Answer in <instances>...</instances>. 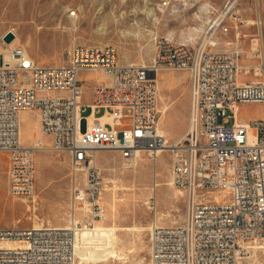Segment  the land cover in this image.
<instances>
[{"label":"built area","instance_id":"1","mask_svg":"<svg viewBox=\"0 0 264 264\" xmlns=\"http://www.w3.org/2000/svg\"><path fill=\"white\" fill-rule=\"evenodd\" d=\"M230 1L207 33L229 31ZM254 40L249 55L244 46L220 50L160 36L144 63L120 62L113 44H77L63 64H40L22 45L0 55V153L9 158V193L34 198L36 152L45 137L52 150L68 154L71 180L68 224L0 227V264H77L76 229L107 213L98 152L116 150L134 162L139 151L154 159L162 149L171 153V177L186 209L180 223L151 226L150 264H264V118H239L241 103H264V50ZM161 70L188 73V128L177 140L169 141L160 124ZM83 71L105 78L91 84L86 102ZM242 72L258 78L241 79ZM84 106L91 108L86 116ZM25 110L39 113L41 137L32 144L21 138ZM8 239L21 244L9 247Z\"/></svg>","mask_w":264,"mask_h":264},{"label":"rangeland","instance_id":"2","mask_svg":"<svg viewBox=\"0 0 264 264\" xmlns=\"http://www.w3.org/2000/svg\"><path fill=\"white\" fill-rule=\"evenodd\" d=\"M189 1L193 4L181 6L180 15L176 16L173 15V9L181 5L182 0H0V55H3L2 48L11 47L7 46L3 35L9 30H14L20 37V42L15 45L26 46L40 64L67 63L68 51L77 44H113L118 50L120 62L143 63L141 62L143 59L151 61L157 37L168 38V32L173 31L174 38L171 40L180 42L182 29L202 22L200 17L195 16L201 2L210 1L214 7L210 15L215 16L224 8L227 0ZM143 3L153 8L159 17L157 21L146 18V14L141 11ZM236 5L237 13L230 12L226 17L229 31L217 34L220 42L212 48L232 50L237 46H244L250 51L251 42L258 38L257 44H262L264 50V0H238ZM161 6H164V11L159 9ZM74 11L77 14L73 15ZM135 22L142 27L139 36L127 33ZM98 28L100 30H97ZM148 29H153L156 34L150 36ZM240 32L243 38L238 41L237 33ZM203 35L200 33L197 41L190 44H200ZM150 42L152 48L148 51L147 45ZM242 61L258 65L260 60L243 58ZM81 75L83 84L86 85L84 95L86 102L90 97L91 83L96 79L105 78L102 72L83 71ZM157 76L166 92L169 91L168 87H172L170 92L173 96L167 98L164 94L162 103L168 107V111L164 122L161 123L162 129L169 132L171 141L181 137L188 128L190 109L188 73L185 70H161ZM240 78L249 80L258 77L253 73L242 72ZM90 112L91 108L84 106L83 115L86 116ZM102 112L103 109L98 114ZM239 118L243 121L264 118V103H241ZM86 123L87 120L84 119L82 129L86 128ZM22 124L24 142L30 143L32 139L41 137L36 110L23 113ZM48 138L43 139L46 144H50ZM157 158L155 160L149 153H143V159L134 167L133 162L125 160L119 151L98 152V163L105 175L103 192L107 212L105 224L122 227L139 225L145 226L146 229L141 232L136 229L78 231L80 234L77 249L90 256L89 263L150 264L149 236L153 223L167 225L182 222L186 209L185 196L179 192L177 186L155 185L156 182H167L172 179L171 153L166 151L163 158L159 156ZM47 162H51V167L48 173H45L38 165L42 166ZM8 170V155L1 152L0 227L24 228L42 222L55 226L68 224L71 180L67 153L56 152L51 148L37 150L34 198H17L9 193ZM114 237L118 239L117 243H113ZM113 245L127 253V258L119 259L103 253L105 248ZM94 256H97V261L92 260L91 257Z\"/></svg>","mask_w":264,"mask_h":264},{"label":"bare ground","instance_id":"3","mask_svg":"<svg viewBox=\"0 0 264 264\" xmlns=\"http://www.w3.org/2000/svg\"><path fill=\"white\" fill-rule=\"evenodd\" d=\"M182 4L177 6V7H174L173 9V15H180V12L182 10L181 6L185 5L187 6L189 3L193 4V2L189 1V0H182ZM199 1V0H198ZM238 0H231L230 3L228 4V7L229 6H237L236 3H237ZM167 2H164V4H166ZM144 4V3H143ZM226 4V3H225ZM145 6V7H144ZM144 6L141 8V11L143 13L146 14V18H152L154 21H157L159 19V17L156 15V13H154L153 11V8L152 7H147L145 4ZM214 7L212 6V4L210 3V1H204V2H201L199 4V6L197 7V10L195 12V16L196 17H200L202 19V22L199 23V24H196V25H190L188 27V29H182V32L180 34V39L179 41L182 42V43H195L198 39V37L200 36V33H203L204 35L202 36V40H201V44L205 45H212L215 47V45H217L220 41L218 40V37L217 35L215 34H212V33H207V30H208V27L211 23L213 22H217L219 19H221L223 17V15L226 14V12L222 10L219 11V14L215 15V16H211L210 13L212 12V9ZM161 11H164V6H161V8H159ZM136 11V10H135ZM166 11V10H165ZM206 14V16L204 17L203 14ZM234 13L236 14V10H234ZM73 15L77 14L76 11H74L72 13ZM239 14V13H238ZM154 16V17H153ZM235 16V15H234ZM73 17V16H71ZM76 17V16H75ZM238 17V16H237ZM72 19V18H71ZM75 20V19H74ZM253 21V20H252ZM76 24V23H75ZM77 26V25H76ZM75 26V27H76ZM74 29V28H73ZM142 27L140 26V24L138 22H135V24H132V27L130 29V31H127V33H132L134 34L135 36H139L140 35V31H141ZM97 30H100L99 28ZM149 31V35L150 36H154L156 34V32L153 30V29H148ZM13 32L16 34V37L11 41V42H5L7 44V46H14L16 43L20 42V37L18 35V32L14 31ZM174 32L173 31H169L168 32V39H173L174 37ZM239 37V36H238ZM28 39V38H27ZM155 39V38H154ZM238 41H240V38H238ZM155 42V41H154ZM227 43H231V42H228ZM148 51L152 48V43L150 42L148 45ZM26 48V46H24ZM143 47V46H142ZM257 48V45H253L252 46V49H256ZM27 49V48H26ZM28 50V49H27ZM8 51L9 49H6L5 47L2 48V53L5 55V57H7L8 55ZM152 52V51H151ZM1 54V53H0ZM251 54V52L249 51V55ZM142 56V55H141ZM144 57V56H143ZM147 59V58H146ZM152 59V58H151ZM138 62V61H137ZM140 62V61H139ZM141 62H147L146 60L143 59V61ZM157 81H158V88H159V108L161 110V119H160V124L162 122H164V119H165V115L168 111V107L166 105H164L162 103L163 101V98H164V91L162 90V86H161V82L159 80V77L157 76ZM169 106V105H168ZM243 118V117H242ZM103 120H106L108 119L107 116H105L104 118H102ZM245 119V118H244ZM243 121V120H242ZM162 128V127H161ZM250 131L252 132L253 129H252V126H250ZM164 132L167 134V136L169 137V132L168 131H165ZM21 138L22 140L24 141L25 140V133H24V127H23V124H21ZM180 138V137H179ZM40 137H37L35 139H32V142H35L37 140H39ZM170 139V137H169ZM178 139V138H177ZM175 139V140H177ZM170 141V140H169ZM48 145V146H47ZM43 147V149H48V148H51V146L49 144H47ZM167 150L166 149H162L158 152V156L160 158H163V155L164 153L166 152ZM143 153H149V151H139L138 152V155L135 157L134 159V162H133V166L136 167L138 162L143 159ZM155 160H157L158 158H155ZM127 160V159H125ZM129 162H131L130 160H127ZM131 164V163H130ZM131 165H127V167H129ZM51 167V162H47L45 164H43L42 166H39L38 165V168H41V170L45 171V173H48L49 171V168ZM135 170V169H134ZM137 171V170H136ZM172 178V177H171ZM166 184H169V185H174L175 187V184L173 182V179H170L169 181L167 182H164V181H160V182H156L155 185H158V186H164ZM179 190V189H178ZM177 191V190H176ZM155 192V191H154ZM180 192V190H179ZM178 193V192H177ZM156 195V194H154ZM26 201V200H25ZM27 203V202H25ZM158 213V212H157ZM107 216H105V218L103 220H99L97 221L94 226H90V227H83V228H77L76 229V232H75V249H76V255H77V264H91L89 263V261L91 260L90 259V256L85 254V253H82L80 252V250L77 249V241H78V235L80 234V232L78 231H81V230H94V231H104V230H108V229H136L138 232H141L143 230L146 229L145 226H139V225H134V226H125V227H122V226H118V225H113V226H110V225H107L105 224L104 220L106 219ZM20 218V217H19ZM18 218V219H19ZM157 220V219H156ZM69 221V219H68ZM158 223V222H157ZM167 223V222H166ZM16 224V223H15ZM154 224V223H153ZM36 227L38 226H42L41 223H35ZM58 226V225H57ZM65 226V225H63ZM62 225L58 226V227H63ZM118 242V239L117 238H113V243H117ZM5 244L9 247H15L17 245H20L21 242L18 240V239H8V240H5ZM104 254H111L112 256L116 257V258H119V259H126L127 258V253H124L122 251H120L119 249H117L114 245L112 247H107L105 248V250L103 251ZM92 260L94 261H97V256H94V257H91ZM145 260V259H144Z\"/></svg>","mask_w":264,"mask_h":264},{"label":"crops","instance_id":"4","mask_svg":"<svg viewBox=\"0 0 264 264\" xmlns=\"http://www.w3.org/2000/svg\"><path fill=\"white\" fill-rule=\"evenodd\" d=\"M88 73H92V72H88ZM82 76V75H81ZM101 80H103V78L102 79H96L95 81H93L91 84H94V83H96L97 81H101ZM172 89V87H168V92H166L165 91V89H163V85H162V90L164 91V93L166 94V97L168 98V96H173L172 94H171V92H170V90ZM190 93V92H189ZM28 110H25V111H23L22 112V114L23 113H26ZM22 114H21V116H22ZM37 118H38V120H39V130H40V119H39V113H38V111H37ZM25 143H27V142H25ZM33 142H31L30 141V143L28 142L27 144H32Z\"/></svg>","mask_w":264,"mask_h":264},{"label":"water","instance_id":"5","mask_svg":"<svg viewBox=\"0 0 264 264\" xmlns=\"http://www.w3.org/2000/svg\"><path fill=\"white\" fill-rule=\"evenodd\" d=\"M15 37V34L13 33V31L9 30L6 32V34L4 35V39L7 41V42H10L14 39Z\"/></svg>","mask_w":264,"mask_h":264}]
</instances>
